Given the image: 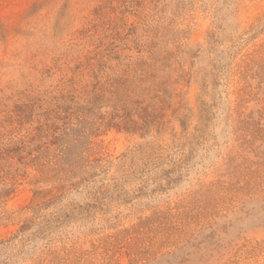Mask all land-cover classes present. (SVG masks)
I'll use <instances>...</instances> for the list:
<instances>
[{
	"label": "rangeland",
	"instance_id": "374dc122",
	"mask_svg": "<svg viewBox=\"0 0 264 264\" xmlns=\"http://www.w3.org/2000/svg\"><path fill=\"white\" fill-rule=\"evenodd\" d=\"M0 264H264V0H0Z\"/></svg>",
	"mask_w": 264,
	"mask_h": 264
}]
</instances>
